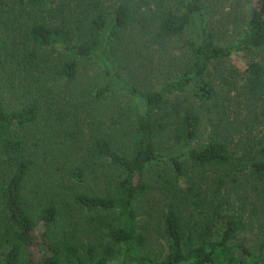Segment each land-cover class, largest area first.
<instances>
[{
    "label": "trees",
    "instance_id": "16d2710c",
    "mask_svg": "<svg viewBox=\"0 0 264 264\" xmlns=\"http://www.w3.org/2000/svg\"><path fill=\"white\" fill-rule=\"evenodd\" d=\"M0 264H264V0H0Z\"/></svg>",
    "mask_w": 264,
    "mask_h": 264
},
{
    "label": "rangeland",
    "instance_id": "374dc122",
    "mask_svg": "<svg viewBox=\"0 0 264 264\" xmlns=\"http://www.w3.org/2000/svg\"><path fill=\"white\" fill-rule=\"evenodd\" d=\"M159 243H162V240L158 237L155 231H151V239L149 240L150 249L156 251L159 247Z\"/></svg>",
    "mask_w": 264,
    "mask_h": 264
}]
</instances>
